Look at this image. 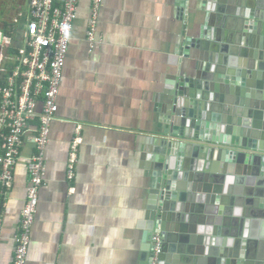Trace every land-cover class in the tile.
Returning <instances> with one entry per match:
<instances>
[{
    "label": "crops",
    "instance_id": "crops-1",
    "mask_svg": "<svg viewBox=\"0 0 264 264\" xmlns=\"http://www.w3.org/2000/svg\"><path fill=\"white\" fill-rule=\"evenodd\" d=\"M23 2L0 0V30L13 26ZM201 4L104 0L91 44L92 0H80L27 264H138L151 180L143 147L161 128L160 97L187 61L180 44L183 36L197 34ZM33 136L25 137L13 187L0 190V264L14 260ZM76 139L78 165L70 180Z\"/></svg>",
    "mask_w": 264,
    "mask_h": 264
},
{
    "label": "water",
    "instance_id": "water-1",
    "mask_svg": "<svg viewBox=\"0 0 264 264\" xmlns=\"http://www.w3.org/2000/svg\"><path fill=\"white\" fill-rule=\"evenodd\" d=\"M201 2L143 147L138 264H151L156 235L158 264H264V0Z\"/></svg>",
    "mask_w": 264,
    "mask_h": 264
},
{
    "label": "built area",
    "instance_id": "built-area-1",
    "mask_svg": "<svg viewBox=\"0 0 264 264\" xmlns=\"http://www.w3.org/2000/svg\"><path fill=\"white\" fill-rule=\"evenodd\" d=\"M104 0H92L88 38L96 41L98 18ZM80 0H27L14 29L0 30V190L9 191L21 157L25 137L33 134L35 151L28 164L27 199L15 235L12 264H27L32 230L38 213L40 189L46 177V150L59 111L58 100ZM76 139L68 162L67 176L75 177L78 165ZM0 211V240L4 220ZM151 264L162 252L159 235Z\"/></svg>",
    "mask_w": 264,
    "mask_h": 264
},
{
    "label": "flooded vegetation",
    "instance_id": "flooded-vegetation-1",
    "mask_svg": "<svg viewBox=\"0 0 264 264\" xmlns=\"http://www.w3.org/2000/svg\"><path fill=\"white\" fill-rule=\"evenodd\" d=\"M4 8H7V3L3 6ZM20 11H23V13L26 12V8H27V0H24V2L22 3V5L20 6Z\"/></svg>",
    "mask_w": 264,
    "mask_h": 264
},
{
    "label": "trees",
    "instance_id": "trees-1",
    "mask_svg": "<svg viewBox=\"0 0 264 264\" xmlns=\"http://www.w3.org/2000/svg\"><path fill=\"white\" fill-rule=\"evenodd\" d=\"M14 28H15L14 25L13 26H11V25H9V26L5 25L4 26V32L6 34H9V32L12 31Z\"/></svg>",
    "mask_w": 264,
    "mask_h": 264
}]
</instances>
